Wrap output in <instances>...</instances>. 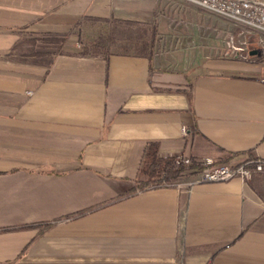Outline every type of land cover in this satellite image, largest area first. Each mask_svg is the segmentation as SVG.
<instances>
[{
	"label": "crops",
	"instance_id": "crops-1",
	"mask_svg": "<svg viewBox=\"0 0 264 264\" xmlns=\"http://www.w3.org/2000/svg\"><path fill=\"white\" fill-rule=\"evenodd\" d=\"M123 1L153 3L0 0V264H264L263 174L131 191L148 144L264 160V35L195 60L79 55L76 21Z\"/></svg>",
	"mask_w": 264,
	"mask_h": 264
},
{
	"label": "rangeland",
	"instance_id": "rangeland-1",
	"mask_svg": "<svg viewBox=\"0 0 264 264\" xmlns=\"http://www.w3.org/2000/svg\"><path fill=\"white\" fill-rule=\"evenodd\" d=\"M152 2V5H148L141 1L140 5L135 6L133 2L123 1L120 7L121 16L111 17L108 24H92L85 19H78L70 32L75 36L73 40L81 45L78 50L96 42L101 34H110L117 42L111 48L110 54L142 56L149 53L151 48L152 27L155 23L158 29L153 52L163 59L195 60L206 55L241 53L242 51H235L234 47L246 49L250 36L264 35L261 29L208 11L193 3L181 0ZM144 6H152L149 21H142V14H149L144 13ZM140 13L142 14L139 15Z\"/></svg>",
	"mask_w": 264,
	"mask_h": 264
},
{
	"label": "trees",
	"instance_id": "trees-1",
	"mask_svg": "<svg viewBox=\"0 0 264 264\" xmlns=\"http://www.w3.org/2000/svg\"><path fill=\"white\" fill-rule=\"evenodd\" d=\"M87 22L94 23H106L108 24L110 19L95 18L89 16H83ZM157 23L152 27L153 30V40L151 42V48L149 53H145L142 56L151 58L153 55V47L157 37ZM67 40V37H56L50 35V37L43 39L46 44L60 45L59 53L62 55L65 53L63 51V46ZM38 40L30 41L34 45L37 44ZM116 40L110 34H101L96 42L91 45H86L81 49L78 54L82 56L91 57H107L110 54L111 48L116 45ZM145 51V49H144ZM35 62L40 65H51L53 63V56H46L45 54L34 53ZM158 146L156 144H148L145 148L142 162L138 174V182L134 189L131 191H144L151 188H158L164 184H171L179 177L185 175H196L204 170V167L200 162L193 160L192 164L188 167H177L175 164V159L170 158H160L158 155Z\"/></svg>",
	"mask_w": 264,
	"mask_h": 264
},
{
	"label": "built area",
	"instance_id": "built-area-1",
	"mask_svg": "<svg viewBox=\"0 0 264 264\" xmlns=\"http://www.w3.org/2000/svg\"><path fill=\"white\" fill-rule=\"evenodd\" d=\"M196 4L216 14L228 16L251 27L264 31V1L262 0H181ZM81 48V45H78ZM28 94H31L29 92ZM184 133L187 132L183 128ZM191 158L179 156L175 158L178 167H188L192 164ZM204 170L196 174L198 180L189 183L192 186L197 183H219L239 178L243 182H249L255 175H264V160L252 159L241 165L228 164L216 165L211 159L200 162Z\"/></svg>",
	"mask_w": 264,
	"mask_h": 264
}]
</instances>
